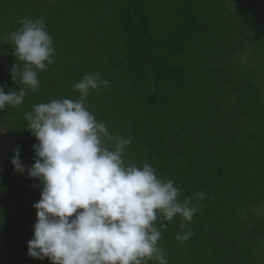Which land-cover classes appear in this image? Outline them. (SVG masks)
Returning a JSON list of instances; mask_svg holds the SVG:
<instances>
[{
    "label": "trees",
    "instance_id": "16d2710c",
    "mask_svg": "<svg viewBox=\"0 0 264 264\" xmlns=\"http://www.w3.org/2000/svg\"><path fill=\"white\" fill-rule=\"evenodd\" d=\"M43 19L53 63L18 107L0 110V264H50L27 255L42 184L14 172L38 143L24 113L79 99L86 74L108 80L87 108L114 136L130 139L126 164H150L197 206L176 217L158 246L168 264H264V9L259 0H0V86L19 90L8 33ZM110 147H113L110 145ZM204 194L203 199L196 197ZM159 225H157L158 227ZM192 232L186 242L177 233ZM259 239V241H258ZM149 264H153L149 261Z\"/></svg>",
    "mask_w": 264,
    "mask_h": 264
},
{
    "label": "clouds",
    "instance_id": "9594fccd",
    "mask_svg": "<svg viewBox=\"0 0 264 264\" xmlns=\"http://www.w3.org/2000/svg\"><path fill=\"white\" fill-rule=\"evenodd\" d=\"M19 29L5 37L17 63L9 73L19 90L7 94L0 86V110L20 106L30 89L39 87L37 72L53 63L52 37L43 19L22 18ZM99 73L86 74L74 85L79 99L51 100L24 113L26 129L38 141L35 161L27 167L20 149L13 150L14 172L42 184L33 236L27 255L50 264H168L158 246L162 233L176 217L180 228L198 211L190 197L178 199L173 180L158 178L150 164H126L130 139L114 136L105 122L87 108V97L107 87ZM113 146V147H110ZM197 192L196 197L203 199ZM157 225H159L157 227ZM192 232L175 239H190Z\"/></svg>",
    "mask_w": 264,
    "mask_h": 264
},
{
    "label": "rangeland",
    "instance_id": "374dc122",
    "mask_svg": "<svg viewBox=\"0 0 264 264\" xmlns=\"http://www.w3.org/2000/svg\"><path fill=\"white\" fill-rule=\"evenodd\" d=\"M261 7L264 9V0H259ZM263 82H264V76H263ZM253 212L255 214V216L257 217H261L264 219V203L259 204L257 206L254 207ZM259 241V239H258ZM259 248V254L260 257L263 258V262H264V240L259 242L257 244V249Z\"/></svg>",
    "mask_w": 264,
    "mask_h": 264
}]
</instances>
